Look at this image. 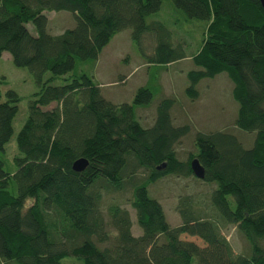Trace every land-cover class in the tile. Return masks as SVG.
<instances>
[{
  "label": "trees",
  "instance_id": "1",
  "mask_svg": "<svg viewBox=\"0 0 264 264\" xmlns=\"http://www.w3.org/2000/svg\"><path fill=\"white\" fill-rule=\"evenodd\" d=\"M163 1L0 0V56L8 50L40 85L17 136L23 154L15 156L16 168L7 170L0 156V264H62L70 256L79 264H264V6L261 0H171V22L150 19ZM49 10L72 11L75 25L51 33ZM194 20L203 37L191 55L198 68L187 73V93L196 98L202 78L227 71L238 101L235 123L255 137L246 146L227 128L198 130L196 150L182 159L176 143L191 123L174 122V96L161 95L153 124L144 125L136 108L151 104V86H139L132 102L115 101L91 73L75 68L78 59L95 62L125 28L137 43L155 36L147 58L164 68L187 56L171 25ZM68 72L66 82H52ZM6 93L0 155L21 99L16 89ZM80 156L89 159L81 171L73 168ZM194 157L205 167L203 180L216 183L212 210L204 213L193 195H182V222L172 226L149 186L166 174L195 175ZM130 182L139 236L128 208L111 204L109 216L102 208L105 192H126ZM230 224L246 241L241 253L222 231Z\"/></svg>",
  "mask_w": 264,
  "mask_h": 264
},
{
  "label": "rangeland",
  "instance_id": "2",
  "mask_svg": "<svg viewBox=\"0 0 264 264\" xmlns=\"http://www.w3.org/2000/svg\"><path fill=\"white\" fill-rule=\"evenodd\" d=\"M47 15L49 18L48 30L51 33H60L76 23V18L70 10H49ZM172 17L171 0H164L161 9L150 15L149 18H162L169 23L172 21ZM28 26L33 33H36L32 22H28ZM171 28L174 31L175 40L184 41L187 56L173 61L164 68L158 64L150 63L147 58L152 54L156 45L155 36L145 35L142 42L137 43L132 38L131 28H125L112 37L95 62L78 59L75 69H84L91 73L95 79L102 83L103 94L115 101L132 102L139 86L143 84L151 86L155 93L151 104L138 105L136 108L137 116L144 125L153 124L161 95L174 96L176 98L172 107L174 122L176 124L191 123V130L176 143L177 151L182 159L188 158L189 154L196 150L194 140L198 130L210 131L227 128L237 134L246 146H250L253 143L255 131H247L235 123L238 101L233 96L234 82L227 71H221L213 77L202 78L197 84L199 95L196 98L187 93V86L190 83L187 73L192 68H198L191 55L197 52L201 45L203 37L201 21L186 22L181 28L171 25ZM70 72L56 77L52 82L55 84L66 82L65 77ZM50 75L51 72L47 71L44 78L46 79ZM159 83L162 87L161 92ZM9 88L16 89L20 93L21 99L18 102L19 110L13 121L14 132L6 144L5 151L0 156L5 160L6 169L14 170L16 168L15 156L23 154L19 149L17 136L28 116L30 100L39 90L40 85L30 68L16 65L11 53L6 50L0 56V101L7 99L6 92ZM53 105L55 102L49 106ZM141 172V176L147 173L144 169H141ZM128 185L130 186L127 189L130 188V190H124L126 192L113 190L105 192L102 208L106 216H109L108 207L111 204H120L128 208L133 221L132 232L135 236H139L143 231L138 224L136 210L130 204L134 183L130 182ZM214 187H216V183L205 181L196 175L166 174L149 186V192L152 197L157 198L163 204L170 224L177 226L182 222L178 211L180 197L185 194L193 195L199 207L204 213H208L212 210L209 201H212ZM222 231L231 242L235 253L245 251L246 241L236 225H227L223 227ZM100 245L104 246L105 244ZM79 263L80 260L75 256L62 260V264Z\"/></svg>",
  "mask_w": 264,
  "mask_h": 264
},
{
  "label": "water",
  "instance_id": "3",
  "mask_svg": "<svg viewBox=\"0 0 264 264\" xmlns=\"http://www.w3.org/2000/svg\"><path fill=\"white\" fill-rule=\"evenodd\" d=\"M264 6V0H261ZM89 164V159L86 156H80L73 162V168L75 170H83ZM191 167L196 176L203 178L205 176V167L202 165L198 157H194L191 161Z\"/></svg>",
  "mask_w": 264,
  "mask_h": 264
},
{
  "label": "crops",
  "instance_id": "4",
  "mask_svg": "<svg viewBox=\"0 0 264 264\" xmlns=\"http://www.w3.org/2000/svg\"><path fill=\"white\" fill-rule=\"evenodd\" d=\"M123 79H125V78H123ZM100 85L102 86V83H100Z\"/></svg>",
  "mask_w": 264,
  "mask_h": 264
}]
</instances>
